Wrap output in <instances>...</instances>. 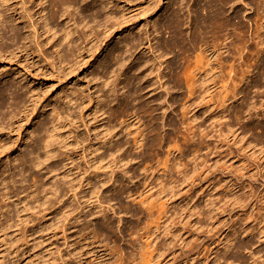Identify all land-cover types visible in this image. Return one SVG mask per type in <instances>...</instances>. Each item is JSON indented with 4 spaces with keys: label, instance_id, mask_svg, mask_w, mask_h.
<instances>
[{
    "label": "rangeland",
    "instance_id": "1",
    "mask_svg": "<svg viewBox=\"0 0 264 264\" xmlns=\"http://www.w3.org/2000/svg\"><path fill=\"white\" fill-rule=\"evenodd\" d=\"M245 1L252 8L246 10L237 2L235 7L241 14L236 21L249 23L251 28L241 35L232 30L226 32L227 38L223 35L226 47L221 49L222 62L216 71L215 65L207 71L204 57L200 64L196 59L210 51L206 54L202 43L195 48L188 43L195 28L194 6L204 0H162L156 11L157 0H74L67 20L68 13L62 9L60 13L66 14L49 22L60 33L69 20L77 30L72 44L58 46V36L55 43L43 34L39 41L44 44L43 53L37 51L28 24H21L15 17L3 22L0 16V51L4 52L0 55V127L5 128L0 132V197L13 190L11 179L15 187L19 186L21 170L26 169L31 152L44 158L43 149H36L42 147L40 139L45 135L40 126L51 121L55 111L59 114L55 119L57 131L68 146L57 145L46 164L54 170L72 169L73 179L69 184L57 175L56 179L66 184L44 205L31 204L30 198L27 201L31 205H0V264H264V29L262 44L250 21L256 16L255 5L263 6L264 0ZM33 7L36 19L41 8L39 0ZM170 9L179 11L182 20L181 31L187 43L182 51L165 48L172 34L161 24ZM226 9L230 13V7ZM110 12L125 23L122 31L117 29L105 38L108 27L113 29V19L106 21V13ZM0 14L7 16V11L0 7ZM146 23L148 39L158 49L155 55L162 51L169 60V68H160L166 75L162 81L170 87L167 95L163 89L155 94L151 91L156 81L153 76L158 73L154 64L159 59L152 60L144 50L148 44L143 30ZM27 28L32 40L26 44ZM95 34L103 41L99 43ZM210 35L205 41L212 44ZM203 36L200 38L204 41ZM115 49L121 50V60L127 61L125 75L135 70L146 84L139 95L141 103L156 106L151 115L164 124L159 130L160 145L151 147V115L146 110L136 114L144 139L141 147L132 150L138 177L128 188L135 198L128 197L127 192L115 194L107 161L95 158L105 152V148L94 150L101 145L105 128L112 124L125 127L121 120H128V125L134 119L128 118L132 109L122 106L126 90L123 84L108 93L119 118L111 117L109 122V115H103L96 104L100 84L113 79L112 70L119 71L120 64H112L107 78L101 73ZM20 50L15 57L8 54ZM53 57L56 65L49 60ZM184 76L189 78L191 95ZM18 97L29 105V118L11 125L4 114L11 111L9 105ZM186 99L189 102L182 107ZM170 120L175 126L168 125ZM132 138L133 134L123 136L130 144ZM196 146L200 147L197 152ZM13 147L9 156L3 155ZM173 149V155L167 156V151ZM66 155L69 159L62 161ZM167 157L181 164L176 169L170 166L169 176L158 177L163 174ZM32 172L41 178L42 185H50L45 168H33ZM25 176L30 179V175ZM101 177L106 178V184L98 181ZM125 179L121 178L128 185ZM91 185L98 188L102 205L95 200L93 205L83 204L90 200ZM140 199L149 201L143 205ZM78 219L100 232L93 239L96 244L77 232Z\"/></svg>",
    "mask_w": 264,
    "mask_h": 264
},
{
    "label": "bare ground",
    "instance_id": "2",
    "mask_svg": "<svg viewBox=\"0 0 264 264\" xmlns=\"http://www.w3.org/2000/svg\"><path fill=\"white\" fill-rule=\"evenodd\" d=\"M36 1L37 0H0V7L2 9H4L5 11H7V16L0 14V16L3 19V22L9 21L11 19V17H15L21 24H23V25L28 24L29 28L32 29L33 41L35 42L36 47H37V51L39 53H41V52L43 53V51H44V44H42V41L39 42L40 37L43 34L48 35L46 37V39H54V42L56 40V36H58L59 42L58 43L55 42L56 45H58V46L59 45L61 46L62 43H64V42L70 46L73 42L72 38H74L73 37L74 33L77 30L73 29V26H71L69 24V20L66 23L67 24L66 28L63 29L62 31H60V33L58 31H55L53 29L54 27H50L49 22L52 20L56 21L58 18H61V16L63 14H66V13H60L62 9H64V12L68 13V9H70L69 7L71 5H73L74 0H39V5L41 6V8H40V11L38 12V17L35 19L34 17L36 15V12H32V10L34 8L33 3H35ZM259 1L261 2L262 0H259ZM161 2H162V0H157V4L155 5V9H154L155 11ZM237 2L239 4H241L242 6H244L245 7L244 9H246V10H249L252 8V6L250 7L248 5L249 3L246 2L245 0H239V1H237V0H204L203 4H199V6H196V5L194 6L193 15H194L195 21L194 20L193 21L195 22V28H193V30H194L193 37L190 39V42H188V43L192 48H195L196 46H198L197 44L202 43V45L204 47L203 51L206 54H207V52L209 53V51H210V53L207 55L199 56L198 58L196 57V59H198V61L196 60L198 62V64H200L201 59L204 57V62L206 60V66L209 67V69L207 71H211L214 68V65H215L214 71H216V66L222 62V61L221 62L219 61L220 59H222V56H223L222 55L223 51L221 52V49L225 48L226 45H225V43L223 45V40L221 38H223L225 36L227 31L232 30L233 32H235L237 34L240 33V35H241V33H246L251 28V25L249 23L246 25V24L241 23V21H239V20L236 21V19L239 18L240 14H241L240 11H238L235 7ZM28 3H31V6L27 5ZM45 3H48L47 6L45 5ZM173 6H174V4H173ZM227 6H228V8L230 7V13L229 12L227 13V9H226ZM263 6H264V3H263ZM263 6L261 3H258L257 6L255 5L256 10L254 9L255 10L254 13L256 14V16H253V18H251V20H250L252 22V24H254V31H255L254 34L258 35V40H259L258 42H260V43H262L261 42V38H262L261 36L264 35V34L261 35V33L263 32V31L261 32V30L264 29V7ZM96 12L97 13L94 15L95 17L98 15V11H96ZM8 14H10V16H8ZM71 14H72V12H71ZM71 14L69 12L68 15L65 17V19L67 20V18ZM106 18H107L106 21H110L111 19H113V21L111 23V25L113 26V29H110L109 28L110 26L108 27L107 33L105 32L106 33L104 36L105 38L106 37L108 38L112 34V32L116 31L117 29L122 31V29H123L122 25H123V23H125L124 19H118V18L115 19V17L113 18L112 12L106 13ZM71 20H73V19H71ZM80 21H81V19H80ZM70 23H71V21H70ZM74 25H75V23H74ZM147 25H148V23H146L143 26V30L145 31V34L147 36L146 37L147 42H148L147 46L144 47V50L148 51L151 54L152 60L159 59L158 62L154 64V65H157L158 73L156 74V76H153V78L156 79V81H155V85L151 88V91L154 92L153 94H155L159 89H163L164 93L167 95L170 92V87L167 86V83L162 81L166 75L162 72V70H160V68L162 65L164 66L163 67L164 69L169 68V62H168L169 60L166 59V53H164L162 51H161V53L159 51L157 56L155 55V51H158V49H154L155 47L152 45L150 38L148 39L149 35H148V31L146 29ZM161 25L165 30H169V32H171V34H172L171 38L165 41V48L167 50H169V49L173 50L177 47V48H180L182 51L183 50L182 48L187 43L186 44L184 43V41H185L183 38L184 35L181 31L182 20L180 18L179 11H177L176 9L171 10L170 13L165 17V19ZM77 27H79V26L77 25ZM25 28H26V26H25ZM25 32H28L27 37H26V41H25L27 44L28 42H30L32 40L30 38V34H29L30 29H28V28L25 29ZM97 34H95V39L97 41L99 40V43H100L103 40L100 39ZM202 34H204V36H203L204 41H203V39H201ZM209 34H211L210 36L213 40V43L211 42L212 44L208 43V41H209L208 35ZM90 35H92V34H90ZM257 35H256V38H257ZM83 36H84V34H83ZM205 38H208L207 39L208 41H205L206 40ZM199 39H201L200 42H199ZM220 39L222 40V42L219 44ZM118 42H120V40H118ZM124 44L126 45V43H124ZM132 45L134 47L136 46L134 42H132ZM85 49L86 48H84V51H85ZM187 49H185V50H187ZM25 50H29L28 45H25ZM81 50H83V49H81ZM194 50H193V52H196ZM262 51H264V50L262 49ZM20 52H21V50L17 51V52H11L8 54L15 57ZM197 52H198V50H197ZM199 52L202 53V49ZM259 52H261L260 49H259ZM59 54H60V52H57V55H59ZM122 54L123 53L121 50L115 49L113 51L111 57L108 59L109 65H105V67L102 69L103 72H101V73H103V76H105L107 78L110 71H111L110 68H111L112 64H117V65L120 64V67L118 68L119 69L118 72L116 69L112 70V73H113L112 78L113 79H109L111 81H105L106 79L103 82L101 81L102 83L100 84V86L98 87V90H97L99 95H98V101L96 104H97V106H99V110L103 111V112H101L103 115L105 113H107L109 115V122L112 121L110 119L111 117L119 118L120 117L119 112H117L116 108L111 106L112 100L109 99L108 93L115 91V87H117L120 84H123V88L126 90L123 92L125 95V100L122 102V106L125 109H132V111L130 112L131 114L128 116V118L129 119L134 118V119H133V121L129 122L128 125H127L128 120H121L120 124H126L125 127L120 126L119 128H117L113 124L108 125L104 130L105 134H104V139L101 142V145L99 147L94 148V150L101 152V150H103L105 148V152L99 153L97 155V157H95V158H97V160H99L100 162H103L104 160L107 161L108 165L107 164H105V165H107V167L110 168V171L108 172L109 177H110L109 180H113V183L115 186L114 192H116L115 194H122V193L127 192L126 194L128 197L135 198L134 197L135 195H133L132 192L128 188L129 183H133L134 178L136 179L138 177L136 175V171H135L136 167L134 168V166H136V164H138V163L132 164V162L136 159L135 155L132 154V150L134 148L138 149L139 147H141V145L143 144V139H144L143 138V129L140 128L141 124L139 123V117L136 116V114L140 110H146V112H149L151 115L153 112L156 111V106H154V105L148 106V103H145V104L141 103L139 95L144 90V88L146 87V84H145V82L142 81L140 74H135L134 69H131V70H134V73L132 75H128V76L125 75V68L127 66L125 63L126 60L125 61L121 60ZM195 54L197 56V53H195ZM0 55H4V52L0 51ZM209 56H211V57H209ZM212 57L214 58V60L211 61ZM57 59H58V57H57ZM49 60L51 61V64L56 65V61H55L54 57L49 59ZM61 60H62V58H61ZM58 61H59V59H58ZM108 61H106V63ZM149 61H150V59H149ZM132 63L133 62L131 61L130 64H132ZM219 65H218V67H220ZM72 66H74V63ZM68 68H72V67L70 66V67H67V69ZM231 68H232V70H231ZM62 70H63L62 72H64L65 68H62ZM230 70L232 71V74H234L233 73V71H234L233 66L230 67ZM230 70H229L228 75L230 74V76H231ZM151 71H152V69H151ZM216 73H218V72H216ZM216 73L213 72V74L217 75ZM61 74H63V76H64V73H61ZM101 76L102 75H100V77ZM234 77H236V74ZM0 78H1V76H0ZM153 78L151 76L152 80H153ZM182 79H183V77H182ZM188 79L189 78L187 76H184V80H185L186 85H187L186 88H187L188 94L191 95L192 92L190 89V84H188V81H189ZM230 79H232V76ZM107 82H110V83H108V85L110 84V86L106 88ZM241 88L242 87H240V89ZM103 90H106V91H103ZM234 97L236 98V95H234ZM137 99H138V101L136 102ZM235 101H237V100H235ZM188 102H189V100L187 101V99H186L185 102H182L181 106L186 107ZM233 102H234V100H233ZM19 106H21V107L23 106V107L21 108ZM162 106H164V105H162ZM9 107L12 108L11 111L4 114V116L6 117L8 115V118L11 121V125H13L17 121H19V119L23 122H26L28 120L30 107H29V105H26L21 98H19V97L16 98V100L14 101V104L9 105ZM105 108L107 110H105ZM226 108H228V107H226ZM229 109H230V107L228 108V111H229ZM58 117H59V114L55 111V116L53 115L52 120L47 122L46 124H42L40 126V128L42 129L41 131H43L45 135L40 139V142L42 143V147H37L36 149L37 150H41V148L43 149L44 158H41L40 156H38V154H35V152H31L30 158L28 160L29 162L26 164V169L23 171L21 170L19 186L15 187V180L11 179V184H12L13 190L12 191L7 190L5 193H3L1 195V197H0V199H1L0 205H2L1 207L5 206V205H16L17 206L19 204H22V205H31V204L44 205L50 199L49 196H53V195L58 196L57 192L62 188L63 184L64 185L66 184L65 181L62 183V182H59L58 179H56L57 175H59V174H61V177L63 179H67L69 184L73 183V179L71 177L72 176V173H71L72 169H69V168L67 169L65 167L66 169H64L63 171L54 170L53 168L49 167L46 164V162L55 154L57 145H59L60 147H67L68 146V143L64 140L63 135L59 134L57 131L58 125L55 124V119H57ZM228 117L231 118V116H228ZM135 120H136V122H134ZM175 124L176 123L173 120H170L168 125L169 126H175ZM132 127H134L133 130L130 129ZM149 127L151 128L149 131V133L151 134V140L149 142L150 146L157 148V146H159L160 142H161L159 130L164 127V124L159 123V117L158 116L151 115ZM3 130H5V128L1 126L0 132ZM131 134H133L132 144H130V142L128 140H123V136L131 135ZM57 143H59V144H57ZM14 148L15 147H13V149H10L9 151L4 153L3 155L9 156L10 153L14 150ZM173 148L175 150H177L175 146H173ZM174 149H173V151L168 150L167 151L168 153H166V155L170 156L172 154L171 152H173V153L175 152ZM199 150H200V147L199 148L197 146L194 147L195 152H197ZM176 152H179V151H176ZM166 155H165V157H166ZM179 155H180V153H179ZM68 159H69V155H66V156H63V158L61 160L65 161ZM180 164H181L180 160L179 161L178 160L177 161L172 160V159L169 160L167 157L166 161H164V164H163V169H162L163 174H161V175L159 174L158 177H161L164 175L169 176V172H170L169 167L173 166L176 169V168H179ZM33 168H38L40 170L42 168H45L44 175L47 179L50 180L49 186L45 187L44 185H42L40 183L41 178L37 174L32 172ZM137 168H138V170L140 169L139 166H137ZM144 168H146V167H144ZM26 174L30 175L29 180L26 179V176H25ZM124 177H126V179H125L126 183L128 182V185L126 184L127 186L121 180V178H124ZM98 181H101L102 185L107 183L106 178H103V177L98 178ZM4 187L7 188L6 183H5ZM90 187H91L90 188L91 189L90 200H84L83 204L84 205H93V203H94L93 200H95V202L99 204L100 201L98 199V193H99L98 188H95L93 185H91ZM64 189L67 190L66 187ZM71 189H72V187H71ZM74 196H76V193H74ZM27 198H30L31 204H29V201H27ZM148 201H149L148 199H143V200H141V204L144 205ZM101 202H103V200H101ZM151 205H153V204H151ZM108 208H109V206H108ZM112 210H113V208H112ZM119 219H120V217H119ZM92 221H90V222H92ZM77 222H79V223L75 226L76 227L78 226L79 229L77 232H80L82 238L84 237L85 240L86 239L91 240L92 244H96L93 241V239L96 240L95 236H96V234L100 235V232L98 233L97 230L94 231V229H92L91 223H88L89 225H87V223L83 224L81 219H78ZM107 224H108V222H107ZM90 226H91V228H90ZM98 244H101V242ZM139 250H140V248H139Z\"/></svg>",
    "mask_w": 264,
    "mask_h": 264
}]
</instances>
